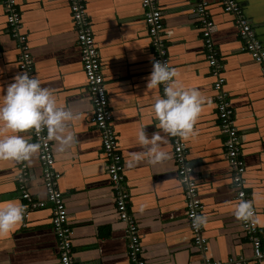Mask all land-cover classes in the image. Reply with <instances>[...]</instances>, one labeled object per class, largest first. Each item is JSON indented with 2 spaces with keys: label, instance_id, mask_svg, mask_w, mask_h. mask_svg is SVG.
Listing matches in <instances>:
<instances>
[{
  "label": "crops",
  "instance_id": "obj_1",
  "mask_svg": "<svg viewBox=\"0 0 264 264\" xmlns=\"http://www.w3.org/2000/svg\"><path fill=\"white\" fill-rule=\"evenodd\" d=\"M21 30L35 62V76L49 88L58 106L76 114L70 130L76 142L70 151L53 153L60 171L59 188L72 228L71 252L75 264H132L128 256L126 223L116 213L113 189L101 153L100 133L91 121L92 107L76 43V28L68 0H16ZM200 0H158L162 9L163 39L173 81L196 88L203 97L193 134L182 138L194 168L198 196L203 203L202 226L206 256L217 261L244 259L264 264L253 256L249 237L233 216L237 204L224 157L225 134L218 127L214 76L205 57L199 16ZM208 3L214 22L212 40L225 78L223 89L233 109L235 127L245 163L246 192L253 203L258 231L264 230V78L260 65L242 48L232 15L216 0ZM264 44V0H238ZM87 16L98 48L113 127L124 164L123 185L129 192L128 213L135 220L145 264H197L185 216L182 186L167 134L161 149L166 159L147 162L137 140L143 127L160 131L151 105L160 97L159 86L146 88L153 54L140 0H85ZM17 44L10 36L0 0V94L18 74ZM10 133L0 130V135ZM32 138L30 131L24 133ZM52 145V143H51ZM135 157H140L131 163ZM19 161H0V207L23 203L16 173ZM27 165V187L36 199L45 197L38 156ZM49 206L31 210L6 235H0V264H60ZM25 223V224H24Z\"/></svg>",
  "mask_w": 264,
  "mask_h": 264
},
{
  "label": "built area",
  "instance_id": "obj_2",
  "mask_svg": "<svg viewBox=\"0 0 264 264\" xmlns=\"http://www.w3.org/2000/svg\"><path fill=\"white\" fill-rule=\"evenodd\" d=\"M222 10L233 17L237 27V34L242 41V48L260 65L264 78V44L257 37L250 20L244 13L238 0H216ZM5 21L10 36L17 44L18 73H27L35 77V62L28 43V34L21 30V17L16 0H1ZM143 19L147 27V36L153 54V60L166 62L171 68L167 46L162 38L164 25L162 9L158 0H140ZM71 19L76 28V43L79 49L82 71L85 77L86 89L92 107L91 121L100 133L101 153L105 161V170L109 176L114 196L115 210L118 218L126 223V239L128 256L132 264H145L142 258V247L135 220L128 213L129 192L123 185L124 164L119 149L118 139L113 127V117L109 106L107 89L102 70L98 48L87 16L85 0H68ZM207 1H198L193 12L199 16L201 33L205 47V57L214 76L213 89L215 92L218 127L225 134L224 157L228 164L230 180L236 190L237 204L241 198L248 200L253 207L254 215L249 221H240L241 228L249 237L253 256L264 260V230L258 231L255 220L256 209L246 192L245 163L240 148V135L235 127L233 109L227 100L223 89V64L219 61L217 50L212 40L214 22L208 15ZM152 60V61H153ZM163 95V86H159ZM34 141L38 139L35 132L30 131ZM44 133L40 134L42 147L37 153L41 168V179L45 189L43 199L34 198L27 187L28 171L24 162H18L16 181L18 194L25 209L23 220L26 222L31 210L49 206L51 210V226L56 238V246L60 264H75L71 252L72 228L65 204V197L59 188L60 171L55 168V158L51 142L43 141ZM172 155L176 163L177 177L182 186L185 216L192 234V244L201 260L197 264H247L244 259L228 258L226 261L213 260L206 256L208 250L207 239L203 236V228L192 227V215L202 214L203 203L198 196L197 183L194 178V168L187 157V147L181 137L169 136ZM25 224V223H24Z\"/></svg>",
  "mask_w": 264,
  "mask_h": 264
},
{
  "label": "clouds",
  "instance_id": "obj_3",
  "mask_svg": "<svg viewBox=\"0 0 264 264\" xmlns=\"http://www.w3.org/2000/svg\"><path fill=\"white\" fill-rule=\"evenodd\" d=\"M175 75V70L168 67L166 62L153 60L146 88L163 86V95L151 105L156 127L160 131L149 134L142 127L137 134V140L150 164L168 157L167 152L160 150L165 141L161 133L187 139L193 134L194 122L201 111L203 97L199 90L175 83ZM75 115L70 109L58 106L52 91L42 86L37 78L18 73L11 83L2 88L0 94V130L10 133L0 135V161L15 160L30 164L42 147L41 133H44L43 141L51 142L55 152L70 151L76 136L69 124ZM29 131L37 134L35 142L23 135ZM139 159L135 157L130 164ZM232 214L238 221H249L254 215L252 204L241 198ZM24 215V206L18 202H8L0 207V235L11 232ZM206 222L205 215L193 213L194 229L198 230Z\"/></svg>",
  "mask_w": 264,
  "mask_h": 264
}]
</instances>
